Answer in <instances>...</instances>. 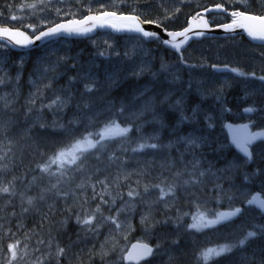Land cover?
Instances as JSON below:
<instances>
[{"label": "rangeland", "instance_id": "1", "mask_svg": "<svg viewBox=\"0 0 264 264\" xmlns=\"http://www.w3.org/2000/svg\"><path fill=\"white\" fill-rule=\"evenodd\" d=\"M159 1L168 6L165 9L166 15H164V11L160 13L158 7L152 8V6L147 10L149 11L148 13L153 14L155 20L166 24L175 22L179 24L184 21L188 14L190 15V12L192 13L212 5L209 3L212 1L225 3L249 13L264 14V0H247V2L245 0ZM120 2L121 0H45L44 3H40L39 0H23L21 2H18V0H0V25H7L13 29H24L34 35L44 27L52 26L57 21H64L66 17L74 16L81 19L90 12L112 11L121 13L119 9ZM23 4H35L36 7L22 8L21 5ZM140 11L141 8L133 5L128 13L121 14L140 16ZM13 16L16 19H13ZM216 19L223 20L224 16L219 15ZM27 25H32L35 31H33V28L27 27ZM159 44L157 43L158 46L154 47L137 38H117L111 33L103 32L98 33L91 39L79 42L59 39L36 51H31L37 53L34 65L30 68H28L27 63L31 60V52L30 54L15 55L6 45L0 44V77L5 80L4 84H0V96H7L10 102V107L8 108H5L3 102H0V123L11 120V124H13L15 120L13 115L17 114V112L18 114L25 112L24 115L20 116L22 121L26 122L28 118L32 125L38 126L37 129L40 127V131L50 132L44 133L46 137L43 141H39L31 136L33 134L31 127L23 126L15 131L10 129L11 127L7 123V130L0 132V155H3L4 152L8 153L3 160L5 163L13 162L17 154L18 165H25L33 159L44 163L65 144L86 135L88 132H98L111 119H115L121 127H129L131 129L126 137L117 136L111 140H106L108 146L102 151L95 149L96 155L92 156L93 158L113 157L112 160L109 159L108 164L103 166L102 170L99 169L100 166L97 171L92 169V172L96 171L95 174H99L91 176L90 183L107 178L111 196L117 197V194H120L122 198H117L116 201L121 205L116 208L114 216L117 214V209H125L117 216L122 227L117 229L110 221L100 219L101 213L112 210L110 206L111 199L108 195L103 197L105 201H108L107 204H101L99 196L96 199H92L93 190L91 187L90 192H87L85 188L84 192L79 191L75 196L70 195L71 202L65 205L67 211L64 207L60 213L67 212L68 214L74 212L83 217L86 211L91 213L100 204L101 213H98L93 221L94 228L99 225L98 230L87 231V226H81L77 223L85 235L81 236V238L75 237V234H73L75 226L67 222L61 223L62 219L60 218L63 214L58 215L59 223L54 225L56 234L54 232L53 236L47 234L39 236L37 234L39 228L35 227L32 237L35 249H39V251H36V256L43 259L44 264H56L55 252L57 245L65 249V254L60 258V264H112L113 261H118V264H124L123 259H118V257H123L128 246L134 241L150 243L155 247L156 255L141 264H170V257L172 258L171 264H205L200 255L203 251L210 248L218 249L225 244H238L239 240L244 238L249 231H254L256 236L249 238L244 246L235 247L231 252L223 253L220 256H212L207 261V264H262V261H264V211H259L247 205L251 193L258 189L264 196V165L261 163L264 155V143H260L255 147L254 163L251 165L250 171L244 172L242 170L241 167H244L243 160L237 157V159H233L225 154L221 159L226 158L232 164L214 171L210 170L211 175L207 177L205 174L203 176L200 175L201 172L209 171V168L200 169L199 163L205 162L202 160L203 157L201 159L198 157L204 154L205 156L216 157L206 149L199 152L202 145L197 137L195 138L194 136L195 131L202 127L205 122L209 126L214 123L216 134H219L221 147L229 149L227 136H224L221 130V122L224 120L223 116H225L226 111L229 115L231 113L230 108L235 111L239 103L244 108L250 107L254 109L250 114L245 115L248 120L256 122L258 126H264V117L260 116L259 113L263 110L257 111L254 107L260 104L264 105V81H260L250 75L253 72L256 77L264 75V47H252L238 41H228L220 45L207 40L195 43L184 52L186 61L199 67V69H195L197 72L193 74L192 70L190 71L189 68L186 70L179 64L178 58L173 53L167 54L164 52L166 50ZM165 55L171 57L167 59ZM133 58L136 59L137 65L154 66V63L158 64L162 66L160 68L161 72L164 71V68H166V71L172 69L178 75L177 78L173 76L172 83L175 84L170 85L162 92L158 91L157 94L160 93L161 98L158 104L154 105L151 104L150 97L154 96L158 87H161L160 81H141L140 83L144 84L136 93L135 100L137 102L133 103L136 104L135 109L125 110L124 113L109 111V101L106 99L110 94L109 90L127 79L128 76H131ZM136 64L134 67L137 66ZM213 65L226 66V71H215L212 69ZM46 68L51 70L45 73L44 69ZM130 68L132 69L129 72ZM230 68H238L247 75L239 76L229 71L228 69ZM141 69L135 68L134 72L139 73ZM186 73H190L189 77ZM197 75L201 79H198ZM190 78L192 79L190 80ZM208 78L212 79V82L207 87L206 85L203 87L201 81L205 82ZM56 81L57 83H55ZM93 82V92L86 93L84 91L85 83ZM49 83L51 86L45 87V85H50ZM188 85L189 87L199 86V90L203 92L200 93L202 98L208 97L209 94L213 95V100L206 102L209 105L207 110L202 109V106L189 100L184 95V91L189 89L183 90L182 94L179 92L184 86L188 88ZM37 89H39V92ZM46 89L50 90L46 92ZM132 92L133 89L130 92L131 95ZM33 93H36L35 97H33ZM173 94L175 98L171 97ZM58 95L67 100L66 106L53 107L51 109L45 106L50 104ZM140 96L146 98L143 101H138ZM235 96L240 98L236 99ZM170 97L172 102L178 106L176 109L178 111L182 109L181 104L190 114L191 110L196 109L199 116L194 117V123H189V126L193 128H191L192 135L190 138L195 140L198 146H190L182 142L178 139L180 135L172 137L173 131L178 130L183 123L188 124L181 113L178 114L176 120L179 121L174 123V127H172L173 120L168 118L164 124L166 128L161 133L158 131V127H161L162 124L161 118H163V114H166L165 109L167 107L175 108V105L165 104L166 101L164 100L166 98L169 100L171 99ZM33 98L35 99V104H30L29 100ZM147 98L149 101L146 100ZM216 98L218 100H215ZM74 100L80 101L74 103ZM217 101L220 102L224 114H219L218 109L212 106ZM145 102L150 104L151 110L139 119H134L131 113L141 109ZM85 103L89 107L85 108ZM155 108L159 110L158 113L154 110ZM154 116L157 118L155 119ZM146 118L147 120L144 122ZM47 121L49 123H58V125L50 128L49 124H42ZM20 123L18 121V124ZM146 127L150 132H145ZM37 129L34 132L36 134ZM165 130H167L168 133L166 134L169 136L166 138L161 137L160 139L165 141V143L161 144L158 137ZM216 134L212 133V135ZM9 140L12 142L11 145H9ZM170 141L173 142L172 145L168 144L167 146H171V149L166 150L165 146ZM144 142L156 143L164 151L161 147L133 151L134 148H138L139 144ZM194 148L196 152L193 153L192 150ZM39 152V155H34V153ZM156 154L158 159L154 158ZM88 156H91V154ZM196 158H198L199 163L196 167H193V164L197 162ZM85 163L86 161L84 165ZM165 166H171V174L166 178L167 181L159 179L160 177L151 181H145L144 178H141L144 170L147 171L151 168L162 169ZM52 168H55V165ZM225 171H230L233 175L229 176L223 173ZM177 172L182 173V175L177 176ZM215 172H219V174H215ZM124 177H127V179H124ZM177 179L183 180L180 183L181 185L175 183ZM193 179H196L197 182L184 183V181ZM161 181H164L162 186H166V183L176 185L174 194L165 196L162 200L159 199V189L152 187L160 184ZM241 182L244 184L243 186H240ZM132 184L135 185L132 187ZM145 185L149 186L148 192L144 191ZM130 188L136 189L139 193V196L131 201L134 205L141 200L144 201L146 208L150 205L162 203L166 208L178 206L176 207L177 209L181 206L185 209L188 218L184 227L180 228L179 225L175 227L176 231L173 232L176 235L173 240L175 243L170 242L171 233L152 232L151 226H146L145 230L137 229L138 225H134V219L132 220L135 215L136 205L134 208H129L126 204L129 201L127 192ZM102 189L103 185L96 186L97 193L101 192ZM85 199L87 200L86 204L84 203ZM124 199L127 201L123 203ZM241 203L248 207L246 208V214L240 220L228 223L220 220L215 224H204V221L216 220L219 213L233 209ZM146 212L148 211L146 210ZM201 217L203 220H201ZM175 221H178V217L175 218ZM41 240L44 243H39ZM106 240L107 243H105ZM49 241H51V246H49ZM197 243V246L193 245ZM113 244L116 246L115 251H110V254L102 260L97 255L101 251V245H105V250H110ZM157 244L161 245L159 249L156 248ZM48 254L52 255L51 258H45ZM9 257L10 253L7 250L0 259L4 264H7ZM72 260L74 261L72 262Z\"/></svg>", "mask_w": 264, "mask_h": 264}, {"label": "snow or ice", "instance_id": "2", "mask_svg": "<svg viewBox=\"0 0 264 264\" xmlns=\"http://www.w3.org/2000/svg\"><path fill=\"white\" fill-rule=\"evenodd\" d=\"M40 3H44L45 0H39ZM247 2V0H245ZM22 8L27 7V8H35V4H23L21 5ZM105 17H110V16H115V13H110V12H105L103 14ZM233 17H240L244 20L252 21L254 22V25L252 27H248L245 25H241L244 27H247L248 34L252 36L253 38H259L261 40H264V16H257V15H245L244 13L240 11H234L231 13ZM13 19H16L15 16L12 17ZM99 17L96 16H88L85 20H73L70 21L68 24H57L54 27H50L47 29V31H40L37 35H35L34 39L35 40H41L43 38L47 37H52L55 36L56 34L60 33L61 31L67 32V33H79L81 31L87 32L91 31V28H82V25H85L88 21H97L99 20ZM118 19H125L128 21H131L132 23L128 25V30L130 31H136V32H141L143 36L145 37H154L155 33L152 32H147L144 31L140 27V21L138 17L136 16H129V17H122ZM235 23V21H234ZM95 24H93V27ZM114 28H118L117 25L113 24L112 25ZM158 27L160 25H157ZM27 27L33 28L32 25H27ZM226 28L231 27L230 25H226ZM119 30V28H118ZM33 31H35V28H33ZM168 35L172 36L175 38L178 35H183V33H168ZM0 36L6 37L11 43H14L15 45H20V46H26L29 44L33 43V40L29 38L28 35H26L23 31L19 30H11L10 27H0ZM165 43H169V41H165ZM174 47L179 50L178 45H173ZM51 69H44V72L46 73ZM231 72L236 73L239 76H245L247 75L245 72L241 71L238 68H230L228 69ZM250 75L253 77L259 79L260 81H264V75H261L259 77H256V74L253 72ZM18 79V78H17ZM5 80L3 77H0V84H4ZM93 83H85L84 85V91L86 93H91L93 92ZM50 85H45V87H49ZM39 92V89H37ZM33 97H35L36 93L32 94ZM143 95V94H142ZM0 102H3L4 107L8 108L10 107V102L7 99V96H0ZM30 104H35V99H30L29 100ZM67 104V100L61 96H57L55 99L51 101L50 104L45 105L48 108H53V107H64ZM85 108L89 107L87 103L84 105ZM151 110V106L148 102H145L143 104V107L139 109L138 111L132 112L131 116L134 119H139L141 116L145 115L146 112ZM124 111L123 106L121 107V112ZM246 112H252L254 111L253 108H247L245 109ZM7 123L8 122H3L0 123V132L6 131L7 130ZM43 127V125H42ZM245 129V136L243 138H237L236 143L237 145L241 148V150L245 153L248 154V148L246 147L247 144H250L253 140L264 137V132H255V133H247V125L244 126ZM131 129L129 127H121L120 124L116 122L115 119L109 120L105 126L100 129L98 132H88L86 135H83L80 138H76L69 143L65 144L63 147L57 150L56 153H54L52 156H50L44 163L38 164L37 168L39 171L49 177H55L56 182L51 183L49 187L42 188L41 189V195L40 199L43 200L45 198L44 194L52 192L53 190L55 191V195L58 197H68L70 194L75 196L76 193L73 191L72 193H69L67 191H61L59 189V185L64 183L65 181H71L74 179L73 176H71L70 170L75 171V172H83L84 169V162L87 159V154L91 152L92 149H98L99 151H102L106 148L105 143H103L106 140H111L117 136L120 137H126L127 133ZM11 140H9V145H11ZM185 143L190 145V146H198L196 141L189 138L185 140ZM161 147L160 145L156 143H141L139 144L138 148H134L133 151H140L144 148H158ZM10 151V148H9ZM92 155H96V153H91ZM8 155L7 152H4L3 155H0V161H3L5 157ZM99 158V157H97ZM109 159L112 160L113 157L109 156ZM198 161L193 164V167H196L198 165ZM53 165H55V171L52 170ZM8 165L0 163V173H3L7 170ZM177 176L182 175V173L177 172ZM201 176L204 175L203 172L200 173ZM38 178L33 177V183L36 182ZM124 179H127V177H124ZM14 180L15 177H13L12 180H9L7 183H4L2 179H0V195H15L14 191ZM91 181V176H88L85 179H82L80 183L76 184V188L78 189H85L86 187H91L93 190V196L92 199H96L97 196L100 197L101 204H107L108 201H105L103 197L105 195H108L111 199L112 204L114 205L116 202L117 198H122L120 194H117V197H112L111 193L109 192V185L107 184V178L103 180H97L95 183H90ZM189 182L191 183H196L197 180L193 179L191 181H184L185 184H188ZM97 185H103V189L101 192L97 193L96 192V186ZM164 185V181H161L160 184L153 185L152 187L158 188L160 191V196L159 199L162 200L164 199L165 196H170L173 195L175 192L176 185L175 184H167L166 186ZM149 186L145 185L144 191L148 192ZM83 194V192H81ZM127 196L129 197V201L126 202L127 207L129 208H134V204L131 203L132 200H134L137 196H139V193L136 191L134 188H130L127 192ZM258 201V197H253L251 200L248 201L249 204L256 203ZM27 204L32 205L33 204V198L28 197L27 198ZM84 203H87V200L85 199ZM259 207L261 210H264V201H259ZM124 208L117 209V214L116 216H108V217H103L105 221H110L112 224L116 226L117 229H120L122 227L121 223L118 221L117 216L119 215L120 212L124 211ZM24 211H28L27 208L24 209ZM241 209L237 208L235 209L234 212H229V213H219L217 215L216 220H211V221H204V224L210 225V224H215L218 223L221 219H226L231 216L237 215ZM101 213V205L98 204L94 210H92L91 213H88L87 211L85 212V215L81 217L79 214L77 215V223H79L81 226H87V231H96L98 230L99 225H96V227H93V221L96 219L97 214ZM102 214V213H101ZM14 215V213H13ZM201 220L203 218L201 217ZM141 222L145 224L146 226H154L150 213L145 214L141 217ZM156 223H159L158 221ZM256 233L254 231H249L247 235L240 239L238 244H225L220 246L218 249L217 248H210L207 249L206 251H203L200 255L205 261V264H207V261L212 257V256H220L223 253H228L233 250L235 247H242L245 245V243L248 241L249 238L255 237ZM39 243H44L43 240L39 241ZM107 243V240L106 242ZM19 242L12 243L8 245V253H10V257L7 260V264H12L14 260H16L18 257L22 260L24 256L28 255L27 253V248L28 245H24V251L19 252L17 251ZM49 246H51V241H49ZM115 244H113L112 248L110 250H105V245H101V251L97 253V255L100 256L102 260H104L109 254L110 251H115ZM161 247L160 244L156 245V248L159 249ZM134 248L139 249L137 252V256L139 258H146V257H154L156 253L153 251V248L149 247L147 244H141V245H136ZM35 251H39V249H35ZM65 254V249L63 247H59L57 245L56 252H55V260L56 264H60V258ZM131 255V254H130ZM45 258H51V255L48 254L45 256ZM128 259L130 257H118V259ZM171 257H170V264H171ZM32 264H44V260L41 259L40 257H37L36 260L32 262ZM112 264H118V261H113ZM262 264H264V261H262Z\"/></svg>", "mask_w": 264, "mask_h": 264}, {"label": "bare ground", "instance_id": "3", "mask_svg": "<svg viewBox=\"0 0 264 264\" xmlns=\"http://www.w3.org/2000/svg\"><path fill=\"white\" fill-rule=\"evenodd\" d=\"M9 1V0H8ZM13 2V1H12ZM210 3V2H209ZM12 4V3H11ZM212 5H209V6H207V7H204L203 9H201V10H198V11H196L195 12V14H197L198 16H200V15H202V11H206L207 9H209V8H212V7H215L216 5H218V6H220V7H223V6H221V5H219L220 4V2H217V3H215V4H213V3H211ZM224 8V7H223ZM224 10H225V8H224ZM225 12V11H224ZM101 13H103V12H101ZM101 13H94V12H90V13H88V14H101ZM87 14V15H88ZM190 14H191V12H190ZM127 15H135V14H127ZM215 15H220L219 13H208V14H206V19H207V24H208V26H209V28L210 29H214V28H217V27H220V26H223V25H225V24H229L230 22H228V23H213L211 20H210V17L211 16H215ZM135 16H137L138 18H140L143 22H153V21H148V20H144V19H142L141 18V15L140 16H138V15H135ZM190 18L191 17H189V14H188V16H187V20H186V24H185V26H183L182 28H180V29H178V30H170V29H166L164 26H162L160 23H157V22H153V23H156V24H158V25H160L161 27H163V29L164 30H166V31H176V32H178V31H181V30H183L187 25H188V22H189V20H190ZM66 19H67V17H66ZM58 22V21H57ZM56 22V23H57ZM1 26V25H0ZM5 27H10V26H5ZM11 28V27H10ZM21 30H24V29H21ZM24 31H26V30H24ZM39 31V30H38ZM27 32V31H26ZM111 33L113 36H115V37H117V38H122V37H133V38H137V39H140V40H142L144 43H147V45H152V46H154V47H157L158 45H157V43L159 44V45H161L162 46V48L164 49V50H166V51H164V52H166L167 54H170V52L172 53V51L169 49V48H166L165 46H164V44H163V42H162V40H161V38H152V39H149V40H144V38H142L141 36H139V35H128V34H123V35H116V34H114L112 31H109V30H98L93 36H91V37H88V38H86V39H80V40H71V41H82V40H88V39H91L92 37H94V36H96L98 33ZM28 33V32H27ZM237 34H243V33H237ZM237 34H234V35H231V33H225V34H219V35H215V36H213V37H209V38H205V39H221V38H225V37H228V36H235V35H237ZM31 35V34H30ZM32 36V35H31ZM60 39H66V38H60ZM57 40H59V39H57ZM57 40H54V41H57ZM68 40V39H67ZM203 40V39H202ZM54 41H51V42H54ZM199 41H201V40H199ZM51 42H49L48 44H50ZM252 42V41H251ZM254 43V42H253ZM48 44H46V45H48ZM46 45H44V46H46ZM86 46H88L87 44H86ZM108 46V45H107ZM43 47V46H42ZM42 47H39V48H37V49H34V50H31V51H36V50H38V49H40V48H42ZM30 50L29 51H23V52H20V51H18V52H16V51H12L13 53H15V54H22V53H29L30 54V52H31ZM36 53L37 52H31V60L29 61V63H27V65H28V68H30L32 65H34V61L36 60L35 58H36ZM71 53H73V52H71ZM74 56V55H73ZM157 56V55H156ZM165 57L168 59L169 57H171V56H169V55H165ZM238 57V56H237ZM246 57V56H245ZM72 58V57H71ZM70 58V59H71ZM240 58V57H239ZM157 59V58H156ZM246 59V58H245ZM133 60L134 61H132V66H133V69L132 68H130L129 69V72H130V70L132 69V71L130 72V74H131V76H128V80H131V82L132 83H134V88H133V93H132V95L130 94V93H128L126 90H125V88H121V89H119L121 86H119V85H117V86H115V87H112L110 90H109V95L106 97V99H107V101H109V107H108V109H109V111H115L116 112V107H118V106H120V105H122V104H124L125 105V109L126 110H131L132 108H133V103H132V101H131V98H132V100L134 101V102H137L135 99H136V93H137V91H138V89H140L141 88V86L144 84V83H140L141 81H151V80H157V81H160V83H161V87H158L157 89H156V91H155V94H154V97L156 98V100H160V98H161V96H160V93L159 94H157V92L159 91V92H162V91H164L165 89H167L170 85L172 86V84H175V83H172L173 82V76L174 77H178V75H177V73L175 72V71H173L172 69H169V70H167L166 71V68H164V71L163 72H161L160 71V68L162 67V66H159L158 64L156 65L155 63L153 64L154 66H148V65H137L136 64V59L135 58H133ZM158 60H159V58H158ZM171 60V59H170ZM244 60V59H243ZM248 60V59H247ZM70 61V60H69ZM85 61V60H84ZM177 61H179V60H177ZM157 63V62H156ZM189 64H190V66L188 67L189 69H190V71L192 70V72H193V74L194 73H196L194 70H193V67H192V64L190 63V62H188ZM137 65V66H135L134 67V65ZM161 64V63H160ZM181 64V63H180ZM24 66H25V64H24ZM67 66H68V64H67ZM135 68H137V69H140V68H142L141 70H140V72L139 73H136V72H134V69ZM25 69V68H24ZM177 69V68H176ZM186 70H187V68H185ZM189 69H188V71H189ZM69 71V70H68ZM183 72V71H182ZM71 74V73H70ZM190 74V73H189ZM189 74H187L186 73V75H188V77H189ZM72 75V74H71ZM207 75V74H206ZM181 77H183V76H181ZM214 77V76H213ZM63 78V77H62ZM184 78V77H183ZM197 78L198 79H201L198 75H197ZM64 79V78H63ZM192 78H190V80H191ZM60 80V79H59ZM184 80V79H183ZM182 80V81H183ZM188 80V79H187ZM63 81V80H62ZM61 82V81H60ZM178 82H180V81H178ZM212 82V79H210V78H208V79H206V81L204 82L203 80L201 81V84H202V86L203 87H205V85H206V87H207V85H209L210 83ZM214 82V81H213ZM55 83H57V81L55 82ZM140 83V84H139ZM216 83V82H215ZM50 84V83H49ZM52 84H54V83H52ZM183 84H184V82H183ZM190 84V83H189ZM200 84V85H201ZM40 85V84H39ZM74 85V84H73ZM76 85V84H75ZM193 85V84H192ZM50 86H51V84H50ZM53 86V85H52ZM76 87H77V85H76ZM212 87V86H211ZM80 88V87H79ZM202 88V87H201ZM48 89V88H47ZM46 89V92L47 91H49V90H47ZM185 89H189L188 91H184V95H186V96H189L190 97V99H192V100H194L195 102H197V103H200L203 107H209V105L206 103L207 101L209 102V101H211V100H213V95H210L209 94V96L208 97H205V98H202V96H201V94L200 93H203L201 90H199L200 89V87L199 86H197V87H193V86H190L189 87V85H188V88L187 87H182L181 88V91H179V92H181V94H182V91L183 90H185ZM209 89V88H208ZM77 90V89H76ZM75 90V91H76ZM169 90V89H168ZM262 91V90H261ZM260 91V92H261ZM79 92V91H78ZM84 92V91H83ZM214 93V92H213ZM116 94H119L118 96H114V95H116ZM180 94V95H181ZM75 95V94H74ZM179 95V96H180ZM247 95V94H246ZM133 96V97H132ZM244 96V95H243ZM77 97V96H76ZM171 97L172 98H175V95L173 94V95H171ZM170 97V98H171ZM82 98V97H81ZM146 97H141L140 96V98H139V100L138 101H143L144 99H145ZM172 98L171 99H167L166 98V100H164V101H166V105L169 103V104H171V105H175V108L174 109H172L171 107H167V111L169 112V114L168 113H166L165 114V117H166V119H168V118H170V119H172L173 120V122L175 123V122H177V121H179V120H176V118H177V116H178V114H183V112H182V110L181 111H178V110H176L177 108H178V106H176V103H173L172 102ZM224 98V97H223ZM83 99V98H82ZM146 100H148V98L146 99ZM150 100H151V98H150ZM215 100H218V98H216ZM80 100H74V103H78ZM149 101V100H148ZM152 101V100H151ZM221 101H222V99H221ZM226 101H227V99H226ZM225 101V102H226ZM18 102V101H17ZM223 102H224V100H223ZM95 104H97V103H95ZM161 104V103H160ZM165 104H163V105H165ZM213 104H214V102H213ZM227 104V103H226ZM134 105H136V104H134ZM208 105V106H207ZM213 107L215 106L218 110H219V112L220 113H223V111H222V107H221V105H220V102L219 101H217L214 105H212ZM227 106V105H226ZM233 110V109H232ZM232 110H230V111H232ZM119 112H121V108H119V110H118ZM157 113L159 112V110L157 109V110H155ZM121 113H124V111L123 112H121ZM128 113H129V111H128ZM156 113V114H157ZM161 113V112H160ZM113 114V113H112ZM224 114V113H223ZM115 115V114H114ZM158 115V114H157ZM164 115V114H163ZM225 116H223L224 118V120L221 122V130L224 132V130H225V128L226 127H230V126H234V125H236V124H238V123H240L242 120H241V117L235 112V111H233V112H231L229 115L227 114V111H226V114H224ZM161 116V115H160ZM155 118H157L156 116H155ZM163 118H161V120H162ZM180 119V118H179ZM146 120L147 119H145V122H146ZM185 120H186V122L188 123V124H186V123H183L182 125H181V127L178 129V130H175V134L173 135V137H176L177 135H182L183 134V136H181V137H178V139H180L182 142H185V140L184 139H187V138H190V136L192 135L191 133H192V129L190 128V126H189V123H194L193 121H194V119L190 116V115H185ZM18 121H20L21 123L20 124H18ZM15 120L14 121V126H12L11 128L13 129V130H15V131H17L18 129H21L23 126H28V124L25 122V121H21V120ZM181 121V120H180ZM181 124V123H180ZM177 125V124H176ZM147 126H148V124H147ZM175 126V125H174ZM212 126H214V125H212ZM212 126H209V127H207L206 129H197L196 131H195V134H194V136H195V138L197 137V139L201 142V145H202V147H200V150H199V152H201L202 150H204V149H206V150H209L211 153H214V152H216L217 151V149L220 147V139H219V134L217 135L216 134V127L214 126V128L213 129H211V127ZM238 126H242V125H238ZM261 128H263V126H260ZM178 128V127H177ZM220 128V127H219ZM195 130V129H194ZM30 131V130H29ZM27 132V131H26ZM35 131H33V134L31 135V136H33V139H38L39 141H41L42 139H44V137H42L40 134H38V132H37V134L36 133H34ZM194 132V131H193ZM7 133V132H6ZM30 133V132H29ZM50 133V132H49ZM212 133H215L216 135H212ZM224 134V133H223ZM27 135V134H26ZM15 136H16V133H15ZM30 136V137H31ZM160 137L161 136H159L158 137V140H160ZM259 141H261V142H264V138L263 137H260V138H257V140H255L253 143H255V142H259ZM199 142V143H200ZM163 143H165V142H163ZM163 143H161V144H163ZM172 141H170V142H167V144H166V146H165V148H166V150H168V149H171V146L170 147H168L167 145L168 144H171L172 145ZM14 144V143H13ZM14 146V145H13ZM32 146V145H31ZM132 146V145H131ZM180 146V145H179ZM130 147V146H129ZM184 148V147H183ZM161 149H162V147H161ZM250 149V148H249ZM163 151H164V149H162ZM192 152L194 153V152H196V149L194 148V150H192ZM251 154H250V158L249 157H247V156H242L241 154H239V153H237L238 155H240L241 157H243L245 160H246V164H253L254 163V156L252 155V152L251 151H249ZM110 153V152H109ZM114 154H116V152H114ZM114 154H113V156H114ZM203 157V158H202ZM154 158L155 159H158V157H157V154H156V156H154ZM199 159H201L202 158V160L205 162V163H199V168L200 169H205V168H209V173H204L205 175H207V177L208 176H210L211 175V171H214L215 169H221L222 167L221 166H217V164L216 163H211L209 160H208V158H207V156H205V154H204V156H202V155H200L199 157H198ZM134 159V158H133ZM106 163H108V161L106 162ZM151 163V162H150ZM261 163L264 165V155H263V159L261 160ZM139 168H141V167H139ZM112 170H113V168H112ZM144 170V169H143ZM211 170V171H210ZM114 171V170H113ZM223 173H225V174H228L229 176L231 175H233V173L232 172H230V171H225V172H223ZM170 174H171V166H165L164 168H162V169H160V168H155V169H153V168H151V169H148L147 171L146 170H144V172H143V176L141 177V178H144V180L145 181H151L152 179H154V178H157V177H160L159 179H161V180H166L167 181V177L168 176H170ZM215 174H219V172H215ZM162 177V178H161ZM163 177H165V178H163ZM262 177V176H261ZM109 179H111V178H109ZM176 182L175 183H177L178 185H181L180 183H181V181H183L182 179H177V180H175ZM136 184V183H135ZM135 184H132V187L135 185ZM168 183H166V185H167ZM130 186H131V184H130ZM256 192H259L260 193V195H261V197L264 199V196H263V193L258 189V191H256ZM146 195V194H145ZM145 195H143V196H145ZM254 195V192L253 193H251V196H250V198L248 199V201L252 198V196ZM125 201H127L126 199H124L123 200V203L125 202ZM248 201H247V203H248ZM35 202H36V209L35 210H33V212H34V214L36 215V216H32L31 218V220H34V222H35V227H37V228H39V230L37 231V234L39 235V236H41V235H44V234H47V235H49V236H53V234H54V231H55V227H54V225H52V226H50V228H48V227H45V225L43 224V222L44 221H42V218L44 217V215H45V208H46V204H44V202H43V200H41L40 199V197H35ZM90 202H91V200H90ZM121 204L118 202V201H116L115 202V204L113 205L112 204V202L110 201V206L112 207V210H110V211H108V212H103L102 214H101V216H100V219H103V217H106V216H114V213H115V211H116V208L118 207V206H120ZM136 208H135V215H134V218H132V220L134 219V225H138V227H137V229H142V230H145V227H146V225L145 224H143L142 222H141V217L143 216V215H145V214H147V213H150V217H151V220H152V222H153V224H154V226H151V230H152V232H168V233H173V232H175L176 231V226H180V228H182V227H184L185 226V223H186V220H187V212L185 211V209H183L181 206L179 207V208H177L176 209V207H178V206H176V207H174V206H169L168 208H166V207H164L163 206V204L162 203H157V204H155V205H150V206H148L147 208H146V205H145V203H144V201H141V200H139L136 204ZM247 205H249V207H253V205H251V204H247ZM236 206H241V207H236ZM235 206V208H233V209H230V210H233V211H235V209H237V208H239V209H241V211L235 216V218H234V220L233 221H235V220H238L239 219V216H240V214L241 213H243V212H246L247 211V207L248 206H246L245 204H239V205H236ZM189 207L191 208V206L189 205ZM28 208V207H27ZM105 208H106V206H105ZM148 211V212H146L145 213V211ZM227 211H229V210H227ZM226 211V212H227ZM45 212V213H44ZM2 213L3 212H1V210H0V215H2ZM77 213L75 214L74 212H73V215L72 216H65V217H62V220H61V223H65V222H67V223H69L70 225H72V226H75V228L73 229V234H75L74 236L75 237H80L81 238V236H83V235H85V233L83 232V231H81V229L78 227V224H77ZM178 217V221H175V218H177ZM159 222V223H156V222ZM23 223V222H22ZM148 227V226H147ZM70 228H71V226H70ZM68 229V228H67ZM21 231H24V230H21ZM60 234H61V232H59ZM18 234L20 235L21 234V232H19V233H16V235L18 236ZM64 236V235H63ZM62 237V236H61ZM85 237V236H84ZM23 238V237H22ZM61 239V238H60ZM188 240H189V237H188ZM57 241V240H56ZM135 242H138V243H145V244H148V245H150L151 247H153V249H154V252H155V247H154V245H151L150 243H146V242H140V241H134V242H132L131 244H133V243H135ZM170 242H172V243H175V242H173V240H170ZM199 243V242H198ZM198 243L197 244H193V245H195V246H197L198 245ZM94 244V243H93ZM130 244V245H131ZM129 245V246H130ZM192 245V246H193ZM128 246V247H129ZM93 249V248H92ZM51 251V250H50ZM91 252H92V250H91ZM93 253V252H92ZM83 255V254H82ZM92 255V254H91ZM52 256V255H51ZM79 256V255H78ZM67 258H69V257H67ZM81 258V257H80ZM74 260H72V262H73ZM89 261V260H88ZM66 262V261H65Z\"/></svg>", "mask_w": 264, "mask_h": 264}, {"label": "trees", "instance_id": "4", "mask_svg": "<svg viewBox=\"0 0 264 264\" xmlns=\"http://www.w3.org/2000/svg\"><path fill=\"white\" fill-rule=\"evenodd\" d=\"M21 1H23V0H18V2H21ZM210 3L215 4L217 2L212 1ZM133 5H137L139 8H141L140 15H141L142 19L160 23L166 29L178 30V29L182 28L183 26H185V24H186L187 16L184 19V21L179 23V24L176 22L166 24V23L160 22L158 20H155L153 17V14L148 13L149 11L147 10V9H150L152 6H153L152 8L158 7L160 13L164 11L165 12L164 15L167 14L165 9L168 6L165 5L164 3H160L159 0H121L120 5H119V9H120L121 13H128L132 9ZM239 10H241V9H239ZM194 12H196V11H194ZM194 12H192L191 15H193ZM72 18H75V17L70 16V17H67V19L65 18L64 20H68V19H72ZM1 26H7V25H1ZM13 54H15V53H13ZM15 55H17V54H15ZM117 85L121 86L119 89L125 88V90L128 93H130L131 90L134 88V83H132L131 80H128V79L121 81ZM118 95L119 94H116L114 96H118ZM150 98L152 100L151 104H154V105L158 104L159 101L156 100V98L154 96H152ZM131 101H132V103H134L132 98H131ZM122 106H123L124 111H125L126 110L125 105L122 104V105L116 107V112H118L119 108H121ZM135 106L136 105L133 104L134 109H135ZM154 110H156V108ZM165 113L169 114V112L167 111V108L165 109ZM24 114H25V112H22L19 114L17 112V114L13 115V119H15L17 121L21 120L20 116H22ZM186 114H187V111L183 112V114H181V115L184 117ZM154 118H155V116H154ZM162 120L164 122H166L167 119H166L165 115H163ZM14 121H13V124H11V120H10L8 122V125L10 127L14 126ZM26 123L28 124V127H31L32 131H36L38 126L35 127L34 125H32V123H30L28 118H27ZM42 124H44V125L49 124L48 126L50 128L58 125V123H49V121H47L46 123L44 122ZM42 124H40V125H42ZM172 127H174V122H173ZM39 128L37 129L38 134H40L42 137L45 138L46 135L44 133H49V131H44V130L40 131ZM10 129H12V128H10ZM145 132H150L147 130V127H146ZM175 133H176L175 131L172 132L173 135ZM168 136L169 135L166 133H163L161 135V137H164V138H166ZM43 140L44 139H42L41 141H43ZM159 142L163 143L165 141H162L160 139ZM103 143H105V145L108 146L106 141H104ZM91 153H95V149H93L92 152L87 154L86 163L84 165L85 170L83 172L71 171L69 174L71 176H73L74 179L71 181H65L64 183L60 184L59 189L61 191H67L69 193H72L74 191L76 194L79 191L84 192V189L81 190V189L76 188V184L80 183L82 179H85L88 176L98 175L99 173L95 174V172L98 170L99 166H100L99 169L102 170L103 166L105 164H108L106 162L109 161V158H93L92 157L93 155ZM229 153L230 154L225 153L223 151H219V152L216 151V152L212 153L213 156H215L216 158L210 157V156H207V158L211 163H216L217 166H221V167L232 164L226 158L221 159L225 154L230 156L233 159L236 157L241 158L240 155H238L232 149L229 150ZM39 154H40V152L34 153L35 156L39 155ZM89 154H91V156H88ZM14 155H15V152H14ZM202 156H204V155H202ZM241 159H243V158H241ZM262 159H263V157H262ZM196 160L198 161V158H196ZM0 163L6 164V165H8L10 163L8 165L7 170L5 172H3L2 174H0V176L2 177L1 179L3 180L4 183H7L9 180H12L13 177H15V180H14L15 195H7V194L0 195V210H1V212H3L2 215H0V257L3 256V253H6V251L8 250L9 244L19 242L18 248H17L18 253L24 251V245L27 244L28 245V248H27L28 255L24 256V258L22 260L18 257L16 260H14L12 262V264H32V262L34 260H36V258H37L36 251H35V243H34V239L32 237V234L34 233L33 229L35 228L36 225H35L34 220H31L32 216H36L34 214L35 211L33 212V210L36 209L35 197H40V195L42 194L41 189L49 187L51 183H55L56 178L55 177H49V176L41 173L39 171V169L37 168V165L42 164L43 162L40 160H37V159L31 160L30 163H26L25 165L24 164L18 165V154H17L15 159H13V162L5 163L4 161H0ZM243 165H244V167H241V168L245 172V171H250L251 165H253V164H246V162L244 161ZM92 169H96V171L92 172ZM52 170L55 171V168H52ZM206 173H209V171H206ZM33 177L38 178L35 183H33ZM243 185L244 184L241 182L240 186H243ZM89 190H91L90 187H86V191L88 192ZM55 191L56 190H53L52 192L44 194L45 198L43 199L44 204H46V208H45L46 213L44 212L45 215L42 218V221H44L43 224L45 225V227H48V228H50V226H52L54 224L59 223L58 222L59 221V218H58L59 214H63L62 217L73 215V212H70L68 214H67V212L60 213L63 210V208L65 207V205L68 202H71V199H70L71 194L68 197H58L57 195H55ZM28 197L33 198V204L31 206L28 205L26 202ZM25 208H27L28 211L25 212L24 211ZM65 210H66V207H65ZM246 212L241 213L238 220H240L243 217V215L246 214ZM13 213H14V215H13ZM62 217L60 219H62ZM21 230H24V231H21ZM19 232H21V234L20 235L18 234V236H17L16 233H19ZM54 232L56 234V231H54ZM171 235H172V238L170 240H174L176 238L175 233H172ZM0 264H4V262H2L1 259H0Z\"/></svg>", "mask_w": 264, "mask_h": 264}, {"label": "water", "instance_id": "5", "mask_svg": "<svg viewBox=\"0 0 264 264\" xmlns=\"http://www.w3.org/2000/svg\"><path fill=\"white\" fill-rule=\"evenodd\" d=\"M225 10L223 7H220L218 5H216L215 7L209 8L206 11H202V15L198 16L197 14H195L194 16H191L188 25L181 31H166L163 29V27L161 26H157L158 24L153 23V22H143L140 18V27L147 32H152L155 33L154 37H145L143 36V34L141 32H136V31H130L128 30V25H130L132 22L125 20V19H118V18H122V17H129V16H135V15H127V14H117L115 12L112 11H107L110 13H115V16H110V17H105L103 13L101 14H88L86 15L84 18L81 19H70V20H66V21H62L59 23L54 24L53 26H48L46 28H43L41 31H47L48 28L50 27H54L57 24H68L70 21L73 20H85L88 16H96L99 17L100 19L97 21H88L85 25H82L81 27L84 28H91V31H87V32H73V33H67V32H63L61 31L60 33L56 34L55 36L52 37H47V38H43L41 40H35L34 37L35 35L31 36L30 34H28L26 31L21 30V29H13L10 28L11 30L15 31V30H19V31H23L26 35L29 36L30 39L33 40L32 44L26 45V46H20V45H15L14 43H11L6 37L0 36V44H4L6 46L9 47V49L11 51H31L34 49H37L39 47H42L46 44H48L51 41L60 39V38H66L68 40H80V39H86L88 37L93 36L98 30H109L112 31L114 34L116 35H123V34H128V35H139L142 38H144V40H149L152 38H161L164 46L166 48H169L171 51L182 55V52L184 50H186L188 48V46L193 42V41H199L205 38H209V37H213L215 35H219V34H225V33H231V35L237 34V33H243V35H245L250 41L258 44V45H264V40H261L259 38H253L252 36H250L248 34V30L247 27L241 26V25H245L248 27H252L254 25V22L252 21H248V20H244L240 17H233L230 13V15L232 16V20L229 24H225L223 26L214 28V29H210L208 24H207V19H206V14L208 13H223ZM242 13H244L245 15H253L250 13H246L243 11H240ZM137 17V16H136ZM235 21V23H234ZM93 24H95V26L93 27ZM115 24L118 26V28H114L112 25ZM226 25H230L231 27L226 28ZM0 27H5V26H0ZM168 33H183V35H178L175 38H173L172 36L168 35ZM165 41H169V43H165ZM173 45H178L179 46V50H177L176 47H174ZM218 70H223V68H218ZM225 131L228 135L229 138V143L231 144V146L233 147V149L238 152L239 154H241L242 156H247L250 158V149L249 146L253 144V142L255 140H253L250 144H247L246 147L248 148V154H245L241 148L237 145V143L235 142L237 138H243L245 136V129L244 126H238V125H234V126H230V127H226ZM250 129L249 127H247V133H250ZM264 138V137H263ZM253 197H258V201L256 203H253L251 205H253L254 207H256L257 209L261 208L259 207V201H264V199L261 197L259 192H255ZM251 198V199H252ZM250 199V200H251ZM229 212H234L233 210H229L225 213H229ZM236 216V215H235ZM235 216H231L229 218L226 219H222V221L224 222H228L231 221L235 218ZM141 244H145V243H138L135 242L133 244H131L129 246V248L127 249L126 253L124 254L123 257H130L128 259H123L124 264H139L141 262L147 261L151 258L150 257H146V258H139L137 256V252L139 251V249L134 248V246L136 245H141ZM148 245V244H147ZM149 247H151L150 245H148ZM153 248V247H151ZM154 251V249H153ZM131 254V255H130Z\"/></svg>", "mask_w": 264, "mask_h": 264}, {"label": "flooded vegetation", "instance_id": "6", "mask_svg": "<svg viewBox=\"0 0 264 264\" xmlns=\"http://www.w3.org/2000/svg\"><path fill=\"white\" fill-rule=\"evenodd\" d=\"M219 5H221V6H223L224 8H225V16H224V19L223 20H218V19H216V17L217 16H219V15H215V16H211L210 17V20L213 22V23H228V22H231V17H230V13H232V12H234V11H240L239 10V8H235V7H231L230 5H227V4H225V3H220ZM221 15V14H220ZM221 16H223V15H221ZM207 41H209V42H212V43H217V44H223V43H227L228 41H238V42H241V43H245V44H248V45H250V46H252V47H261V45H258V44H256V43H253V42H251L245 35H243V34H237V35H235V36H228V37H225V38H221V39H206ZM206 40H201V41H198L197 43H200V42H203V41H206ZM214 44V45H215ZM177 57V56H176ZM178 60H179V64L183 67H185V68H188L189 66H190V64L189 63H186V62H184L183 60H182V58L178 55ZM192 64V67L194 68L193 70L195 71V72H197L195 69H199V67H196V65L194 64V63H191ZM195 66V67H194ZM214 67H216L215 65H213L212 66V69L213 70H215L214 69ZM226 71V70H225ZM239 96H240V93H239ZM188 97V99L189 100H191V101H194V100H192V99H190V97L189 96H187ZM236 97V99L237 98H240V97H237V96H235ZM195 102V101H194ZM195 103H197V102H195ZM197 104H199L200 106H202L200 103H197ZM181 106H182V112H185L186 110H185V108H184V106H183V104H181ZM255 107V109L257 110V111H260V110H263L262 112H259L260 113V116H262V117H264V105H262V104H260V105H258V106H254ZM202 109H204V110H207V108L206 107H201ZM247 108H250V107H243V105H241L240 103L237 105V108H236V110H235V112L241 117V122L240 123H238V124H236V125H242V126H245V125H247V127H249V129H250V133H255V132H264V126H263V128H261L260 126H258V125H256V122H253V121H250V120H248L246 117H245V115H248V114H250L251 112H246L245 111V109H247ZM233 108H230V110H232ZM231 112H233V111H231ZM218 113L220 114V112H219V110H218ZM192 114V115H191ZM191 114L190 113H188L187 112V115H190L193 119H194V117H196V116H199L198 114H197V111H196V109L195 110H191ZM184 119H185V116L183 117ZM195 120V119H194ZM161 127H158V131L159 132H162L165 128H166V126L164 125L165 124V122L163 121V120H161ZM212 125H214V123H212ZM207 127H209V124L207 123V122H205L204 124H203V126L202 127H200L199 129H206ZM164 133H168L167 132V130H165L164 131ZM224 136H227V140H228V144H229V149H225V148H222L221 147V145H220V147L217 149V151H223V152H225V153H228V154H230L229 153V150L230 149H232L233 150V148H231V146H230V143H229V138H228V135H227V133H226V131L224 130ZM172 136H173V134H172ZM181 136H183V134L181 135L180 134V137ZM260 143H264V142H261V141H259V142H255V143H253L252 145H250L249 146V148H250V151L252 152V155L254 156V150H255V147L258 145V144H260ZM234 151V150H233ZM241 157V156H240ZM241 158H243V157H241ZM240 158V159H241ZM237 159V158H236ZM238 159H239V157H238ZM241 160H243V162L245 161L246 162V160L243 158V159H241Z\"/></svg>", "mask_w": 264, "mask_h": 264}]
</instances>
